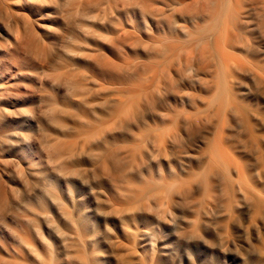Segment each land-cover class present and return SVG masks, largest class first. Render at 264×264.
I'll return each instance as SVG.
<instances>
[{
	"label": "bare ground",
	"instance_id": "obj_1",
	"mask_svg": "<svg viewBox=\"0 0 264 264\" xmlns=\"http://www.w3.org/2000/svg\"><path fill=\"white\" fill-rule=\"evenodd\" d=\"M178 6L166 19L168 44L156 38L152 63L139 69L135 86L128 84L135 87L132 103L120 100L86 141L98 144L100 174L110 176V209L126 241L122 254L139 264H148L147 252L149 264H220L235 249L230 264H264V0H181ZM181 50L188 54L184 69ZM167 51L170 61L163 58ZM117 67L111 63L110 71ZM160 67L153 87L146 73ZM147 108L155 110L150 121ZM56 152L62 154L60 146ZM79 212H66L73 226L64 234L71 240L68 255L74 264H98L99 243L88 250L82 237L88 217ZM165 235L168 250L157 245ZM124 263L135 264L131 257Z\"/></svg>",
	"mask_w": 264,
	"mask_h": 264
},
{
	"label": "rangeland",
	"instance_id": "obj_2",
	"mask_svg": "<svg viewBox=\"0 0 264 264\" xmlns=\"http://www.w3.org/2000/svg\"><path fill=\"white\" fill-rule=\"evenodd\" d=\"M179 1L0 0V264H74L68 255L71 240H64L73 230L66 212L78 217L79 211L88 217L82 236L88 250L99 243L98 264H125L129 257L139 264L122 254L126 241L110 209V176L100 174L98 144L86 141L107 124L120 100L132 103V86L152 63L156 38L168 41L166 19L180 8ZM181 51L184 69L188 54ZM172 56L167 51L163 58ZM103 63L123 74L110 66L106 71ZM150 70L148 84L156 87L161 67L158 74ZM154 113L146 109L149 121ZM75 168L81 172L73 174ZM157 245L168 250L167 236ZM233 253L222 254L219 263L230 264ZM152 259L147 252L146 263Z\"/></svg>",
	"mask_w": 264,
	"mask_h": 264
}]
</instances>
